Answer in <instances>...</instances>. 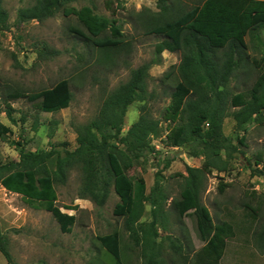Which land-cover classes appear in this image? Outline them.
<instances>
[{"label":"rangeland","instance_id":"374dc122","mask_svg":"<svg viewBox=\"0 0 264 264\" xmlns=\"http://www.w3.org/2000/svg\"><path fill=\"white\" fill-rule=\"evenodd\" d=\"M35 2L2 0L9 12L11 27L0 29V120L12 127L13 134L0 137V161L20 159L17 141L33 151L49 150L52 146H56L62 153L65 148L74 149L77 145L76 126L98 115L104 98L129 79L132 69L157 60L160 61L153 63L149 69L148 89L153 96L146 105L152 116L162 120L164 109L171 101V92L179 80L181 52L165 50L159 56L156 48L162 36L146 31L148 24L162 12L159 0H113L112 7L107 6L106 0H77L69 4L79 10L77 15L66 16L60 11L44 21L16 22L19 8ZM117 2L122 3L120 8L116 7ZM203 2L167 0L166 3L171 9V17H176ZM114 19L118 20L117 27L124 34V44L111 51V59H105L99 46L119 44L122 40L96 43L88 39L110 35ZM260 36L264 38V28ZM246 38L250 55L258 60L264 57L261 43L254 47L250 37ZM213 42L223 46L227 40L218 38ZM44 46H50L58 53L43 58L39 49ZM262 64L264 66V61ZM170 72L171 76L168 75ZM258 75V70L254 68L246 74H237L230 80V89L233 92L247 90L254 85ZM62 78L71 81L73 98L68 108L58 112H42L35 102L19 98L11 100L15 108L13 116L17 122L14 124L10 120L5 107L7 90L19 89L29 94L51 87ZM142 104L136 101L129 106L123 133L139 118ZM161 125L164 137L167 123L162 121ZM224 131L242 151H233L232 157L227 158L229 162L226 172L213 169L205 175L200 200L211 210L215 223L227 220L235 227L238 224L246 227V232L236 228L238 237H246L248 240L245 242L247 248H239V253L244 252L238 254V257L251 252V264L254 260H257V264H264V247L256 237L264 229V177L253 175L256 155L259 152L264 155V114L246 125V129L241 132L236 129L234 118L229 116L224 121ZM243 133L246 137L245 146L238 141ZM151 146L153 149L131 153L134 165L128 174L135 178L143 176L148 194L158 181L157 191L166 196L162 211L160 209L162 213L157 212L156 215L151 201H145L143 216L135 224L141 238L143 230L152 236L156 230L152 222L156 218L159 232L156 240L160 244L157 246L160 252L155 264H166V260L177 254L175 247L179 243L187 244L191 241L194 245H200L202 242L195 214L190 211L180 216L174 201L181 198L186 185V167H201L205 157L190 156L187 146H167L161 138H154ZM50 166L55 168V160L50 161ZM55 186L57 204L62 208L75 207L73 210L63 208L77 216L72 233H63L51 212L32 207L22 195L7 191L0 183V227L9 236L8 247L14 264H116L115 257L97 239L98 235L116 230L121 234L124 264H147L143 241L137 243L127 227L126 217L117 216L113 212L115 204L120 200L113 186L103 206L89 197H82V171L78 166L69 171L65 182L58 181ZM245 204L257 210L256 218L252 217ZM187 252L191 253L190 250ZM224 256L221 264L228 263L229 252ZM248 262L240 258L235 264ZM0 264H7L1 252Z\"/></svg>","mask_w":264,"mask_h":264},{"label":"trees","instance_id":"16d2710c","mask_svg":"<svg viewBox=\"0 0 264 264\" xmlns=\"http://www.w3.org/2000/svg\"><path fill=\"white\" fill-rule=\"evenodd\" d=\"M74 1L77 0H36L30 6L19 8L16 22L44 21L60 11L66 16L77 15L79 10L69 5ZM159 1L162 12L148 24L146 31L162 36L156 48L159 56L165 50L181 52L179 80L171 92V101L164 109L162 120L152 116L146 105L153 96L148 89L149 69L153 63L160 61L157 60L132 69L129 79L104 98L98 115L91 121L76 126L77 145L74 149L65 148L62 153L56 146H52L49 150L33 151L17 141L20 159L0 161V183L9 191L22 195L32 207L51 212L61 231L72 233L77 216L63 208L73 210L75 207L62 208L57 204L55 183L65 182L69 171L78 166L82 171V197H89L103 206L113 186L120 197L113 212L117 216L126 217L131 236L139 242L140 235L135 224L143 216L145 201H151L156 215L166 196L157 191L158 181L148 194L145 178H135L128 174V170L134 165L131 153L153 149L151 143L154 138H161L167 146H187L190 156H204L205 161L201 167H186V185L181 198L174 201V206L180 216H185L190 211L195 214L201 239L206 242L193 256L192 264H220L228 239L235 235L234 225L226 220L214 222L210 209L201 203L200 190L202 179L207 173H211L213 169L226 172L229 162L227 158L232 157L233 151H242L225 134V119L232 116L236 121V129L241 132L246 129V125L264 114V57L258 60L250 55L246 38L250 37L252 46L261 43L264 47V38L260 36V31L264 28V0H204L202 4L195 5L176 17H171L167 0ZM106 4L112 7L114 2L106 0ZM121 4L117 2L116 7L120 8ZM113 21L115 24L110 28V35L87 38L96 43L122 40L119 44L99 46L105 59H111V51L124 44V34L117 27L118 20ZM10 27L9 12L0 0V29L7 30ZM218 38L226 39L227 43L223 46L215 44L213 41ZM55 53H58L57 50L50 46L39 49L43 58ZM253 68L259 72L254 85L247 90L233 92L230 80L237 72H249ZM168 75L171 76V72ZM19 98L35 102L42 112H58L71 104V81L69 78H62L51 87L29 94L19 89L7 90L6 112L14 124L17 120L13 116L15 108L11 100ZM136 101L143 103L140 116L123 133L129 106ZM162 121L167 123L164 137ZM9 134H13L12 127L0 120V137ZM245 139L244 133L238 138L239 144L245 146ZM256 156L253 175L264 177V155L259 152ZM52 160H55L54 169L50 166ZM169 164L170 161L167 166ZM245 207L256 218L257 210L249 204H245ZM155 219L152 225L156 230L152 236H148L149 232L141 227L144 232V253L150 256L153 264L160 252L157 248L160 244L156 240L159 232ZM97 239L115 257L116 264H124L119 231L98 235ZM262 241L264 242V229ZM8 246L9 236L0 227V252L6 257L7 264H14Z\"/></svg>","mask_w":264,"mask_h":264},{"label":"crops","instance_id":"0c3cea01","mask_svg":"<svg viewBox=\"0 0 264 264\" xmlns=\"http://www.w3.org/2000/svg\"><path fill=\"white\" fill-rule=\"evenodd\" d=\"M243 74V73H248V71H241V72H237V74ZM243 77V76H242ZM243 135H244V133H243ZM3 188L4 189H6L4 186H3ZM7 191H9L8 189H6ZM11 192V191H10ZM18 194V193H17ZM211 211V210H210ZM227 221V220H226ZM233 224V223H232ZM239 228L242 232H246V227H244V226H239V224H238V226L237 227H235L234 226V230H235V235L232 237V238H229L228 239V242H227V246H226V248H225V251H224V254H223V256H222V259H221V262H220V264L222 263V261H223V258L225 257L224 255H226V253H228L229 252V258H228V263L227 264H235V263H237L238 262V260L241 258L243 261H249L247 264H251L250 262V256L253 254V253H251V252H249L248 253V255H240L239 257H238V254H240V253H242V252H244V251H240V253H239V248L240 247H245V248H247V245L248 244H246L245 242H248V240L246 239V237H242V238H239L238 237V231H237V229ZM169 237H170V234L168 235ZM256 237L260 240V241H262V233L261 234H258V235H256ZM141 238V236L139 237V239ZM143 241V238H141L140 239V241ZM135 241L137 242V243H139L138 242V240H136L135 239ZM243 242V243H242ZM245 243V244H244ZM141 244V243H140ZM206 244V242L205 241H203L202 240V242H201V244L200 245H194V244H192V242L191 241H189V242H187V244L185 243V244H182V243H179V246H177V247H175L176 248V250H177V254H173V256L171 257V259L170 260H166V264H192L193 263V256L196 254V252H198L199 250H201L203 247H204V245ZM264 242L262 241V247H264ZM143 249H144V247H143ZM188 250H190L191 251V253L190 252H187L186 253V251H188ZM159 254V252L157 253V255ZM121 255H122V251H121ZM145 256H147L148 258H147V264H153V262L151 261V259H150V256L147 254V255H145ZM187 256V257H186ZM253 264H257L258 262H257V260H254L253 262H252Z\"/></svg>","mask_w":264,"mask_h":264}]
</instances>
